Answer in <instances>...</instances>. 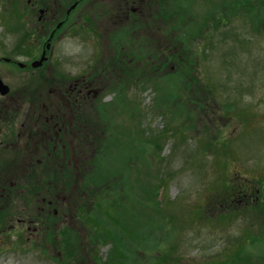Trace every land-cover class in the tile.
<instances>
[{"label":"rangeland","instance_id":"rangeland-1","mask_svg":"<svg viewBox=\"0 0 264 264\" xmlns=\"http://www.w3.org/2000/svg\"><path fill=\"white\" fill-rule=\"evenodd\" d=\"M213 1L224 23L216 20L206 30L196 53L194 44L184 48L197 64L176 62L179 70L161 57L178 25L167 28L155 11L152 26L144 25L153 33L151 45L136 38L141 22L133 39L131 31L109 27L92 6L91 22L56 42L47 69L53 64L70 82L89 71L90 95L57 101L69 120L64 117L67 136L57 148L55 167L66 177L53 185V214L39 215L36 202L52 187L44 178L32 185L38 196L19 192L3 200L0 264H259L249 251H262L264 240L251 238L262 234V219L236 196L264 178V0ZM182 3L184 10L178 0L163 11L189 14L194 22H185V34L202 33L198 24L204 25L211 4ZM2 19L0 57L35 58L38 43L16 30V19ZM20 77L21 89L35 86ZM10 225L17 229L8 232Z\"/></svg>","mask_w":264,"mask_h":264},{"label":"flooded vegetation","instance_id":"flooded-vegetation-1","mask_svg":"<svg viewBox=\"0 0 264 264\" xmlns=\"http://www.w3.org/2000/svg\"><path fill=\"white\" fill-rule=\"evenodd\" d=\"M10 1L1 0L5 19L7 21L11 18L16 19L17 21L14 22L18 26L16 30L23 29L28 38L32 36L33 40L38 43V51L35 58L24 62L19 59L11 60L7 57H0V63L3 62L1 64H8L15 69L8 70L0 66V79L4 83L9 79H15L19 83V87L7 84L9 92L6 95L0 92L1 209L4 207L2 206L4 199L8 201L15 199L19 192L25 191L26 175H35L33 169L37 170V177H41L42 169H51L59 162L58 143L60 137L67 136L64 117L68 116L66 119L68 121L69 114H65L61 102L57 101H85L90 95L91 83L84 72L70 82L71 78L66 73L65 75L64 73L59 75L58 71L56 73V67L53 64L47 69L46 63L52 60V51L56 42L71 28L75 31L77 27L73 28L74 26L90 21L91 6L98 8L99 16L105 23L116 26L126 24L134 26L135 23L141 22L143 26H146L150 24H148L149 19L154 16L153 11L157 12V17L161 20V10L169 8L170 1L174 0ZM10 3L14 5L13 8L10 7ZM51 26L55 28L50 29ZM145 26L140 27L142 28L141 33L146 31ZM138 30H131V35L137 33ZM43 41L46 42L45 46ZM46 46L49 48L48 51H45ZM43 54L46 59L43 64L31 67V63L39 60ZM21 75H24L25 80L35 81V86L21 89ZM10 137H19L29 141L37 140V144L33 147L26 145V142L25 144L21 142L23 146H20V141L12 143ZM31 151L34 152L31 153ZM250 189L241 195V201L245 203V206L258 205L260 209L255 213L258 212V216L262 219V213H264L262 193ZM262 264H264L263 257Z\"/></svg>","mask_w":264,"mask_h":264},{"label":"water","instance_id":"water-1","mask_svg":"<svg viewBox=\"0 0 264 264\" xmlns=\"http://www.w3.org/2000/svg\"><path fill=\"white\" fill-rule=\"evenodd\" d=\"M42 61H43V58L39 62L33 63V65L34 66L40 65L42 63ZM0 84H1V82H0ZM1 86H2V84H1ZM1 86H0V91L2 92V94H5L8 91V88L4 85L2 86L3 88Z\"/></svg>","mask_w":264,"mask_h":264}]
</instances>
